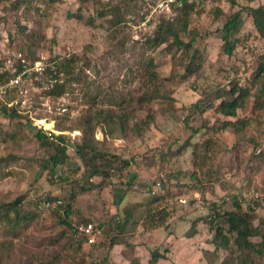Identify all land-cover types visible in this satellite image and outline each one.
Segmentation results:
<instances>
[{"label": "rangeland", "instance_id": "374dc122", "mask_svg": "<svg viewBox=\"0 0 264 264\" xmlns=\"http://www.w3.org/2000/svg\"><path fill=\"white\" fill-rule=\"evenodd\" d=\"M246 1L239 0L238 3L241 5ZM79 2L80 0L54 2L29 0L17 11L9 10L7 2H0V18H3L0 19V56L20 51L29 60L55 57L58 63L64 56H77L72 73L69 75L62 73L60 76L59 82L65 84V91L61 95H49L38 87L27 86L19 89L20 91L13 90L4 98L8 101L6 105L12 103L11 105L26 116L28 122L24 138L17 136L14 140H5L0 136V157L14 153L18 158L10 166L12 174L0 179V203L26 192L31 196L36 192L61 196L66 191V184L72 175L76 178L81 172L80 161L69 148L67 159L56 172L60 178L50 182L48 169L40 166L39 161L36 162L44 154L33 137V127H41L55 134H70L77 139L79 130L75 125L76 119L83 114H93L98 109H111L142 119L148 113L154 114V122L149 124L148 129L139 137L131 132L119 138L109 135L104 137L100 130L95 133V138L101 140L103 146L127 159H132L135 163L128 173L127 182L135 186L137 182L151 180L157 174L159 166V162L153 161L151 156L158 149H166L174 139H177L175 142L178 144L181 143L190 134V127L197 128L200 125L201 117L196 112H191V104L203 91L223 84L225 72L235 60L238 59L239 63L240 58L256 61V55L264 52V43L247 40L248 43L247 41L244 43V46L248 47L247 51L239 48L237 55L224 54L217 28L224 22L225 17L212 21L207 12L218 3L225 13L230 12L232 7L226 0L193 2L188 19L190 27L197 31L195 42L203 52L204 62L198 70L197 77L192 75L185 80L179 77L167 78L170 72L169 55L162 50V46L145 44V40L154 33L160 18L173 20L181 12V6L153 12L148 18H144V7L148 0H86L85 6L88 9L83 10L85 16L93 12L97 2L107 3L109 6L119 3L118 15L122 20L121 26L115 40L110 42L107 40L105 21L104 27L98 25L100 20L96 21L97 25L91 26L66 17V10H75ZM250 4H264V0L252 1ZM16 16L20 24L26 26L24 34L18 31ZM248 29H251L250 19H247L243 26V30ZM122 36L125 37V41L119 43L118 39ZM21 45L26 49L29 45V51L21 50ZM151 59L154 66L150 65ZM151 71L156 72V81L161 87L173 91L176 109L170 115L161 114L157 103H148L142 99L147 83H150L148 75ZM242 114L244 113L239 111V115ZM203 116L210 122L215 119L211 109H207ZM21 121L24 122L26 119L23 118ZM10 122L7 117L0 114L3 130L10 128ZM131 122L132 119L129 124ZM202 135L201 129L192 141L199 142L197 144L200 145ZM251 135L258 143L245 138ZM217 136L228 147L234 146L237 166L222 167L220 181L207 183L208 187L202 194L190 192L188 186L179 190L172 183L173 191L170 195L148 204L150 212L168 210L169 216L165 226L163 224L154 226L151 223L157 220V216H154L155 220L150 219L151 217L143 219L136 229V240L133 245L114 246L110 250L112 264H129L128 258L132 255L139 256L141 264H147L148 250L156 245L168 248L166 259L160 260L157 264H206L214 259L219 262L225 251L220 250L218 257H214L212 234H209L202 217L208 213L209 200L222 195H228L229 198L224 207L233 209L234 205L230 201L232 194L237 192L259 194L260 205L253 211V222L257 224L261 220L264 221V111L251 113L244 132L234 133L231 129H225ZM199 149L200 146L197 150ZM223 157L228 159L230 152L224 153ZM210 165L208 159L203 160L197 167H193L195 174L202 175ZM163 167L174 176L178 175L182 183H186L187 176L183 171L191 167V148L179 156L178 163L174 158H170L164 162ZM93 179L97 183L96 186L78 194L77 207L85 216L96 221L98 218H106L117 209L121 211L124 203L143 202L146 196L133 186L126 187L117 177L112 178L110 183L100 182L98 177ZM171 180L174 182L175 179ZM192 196L195 199L191 201ZM180 199L186 201L183 203ZM244 203L245 201L241 202L242 206ZM39 216L38 222H33L27 229H22L19 239H14L15 247L20 250L27 249L26 255H31L33 264H49L48 260L53 259V256L55 258L57 256L58 264H85V259L75 249L68 232H64L56 241L53 240L49 244L57 226L52 223L51 212L47 216L39 213ZM196 219L201 232L193 237H186L184 232L191 221ZM11 239L12 236L4 233L0 226V243L9 242ZM254 261L256 264H264V257H255Z\"/></svg>", "mask_w": 264, "mask_h": 264}, {"label": "trees", "instance_id": "16d2710c", "mask_svg": "<svg viewBox=\"0 0 264 264\" xmlns=\"http://www.w3.org/2000/svg\"><path fill=\"white\" fill-rule=\"evenodd\" d=\"M1 1L7 2L8 9L11 11H17L23 4L29 2V0ZM48 1L54 2L56 0ZM226 1L232 7L230 12L225 13L219 3L214 4L207 12L212 21H216L222 16L225 17L224 22L217 28L222 52L230 56L233 53L237 55L236 52L239 48L242 51H247L248 47L244 46L247 40H258L264 43V4H250V2L256 0H247L241 5L238 3L239 0ZM85 2L86 0H80L75 10H66V17L77 19L91 26L97 25L96 21L100 20L98 25L104 27L103 22L105 21L107 40L113 42L122 21L118 15L119 3L109 6L107 3L97 2L93 12H89L85 16L83 12L84 8H87ZM192 7V4L183 0L181 12L173 20L160 18L154 33L145 40V44L162 46V50L169 55L170 72L167 78L179 77L181 80H185L192 75L197 77L198 70L204 62L203 52L195 42L198 35L197 31L190 27L188 19ZM247 19L251 21V29L243 30ZM15 22L19 26V33L24 34L26 26L20 24L17 16ZM118 41L123 43L125 37L122 36ZM20 49L24 52L29 51V45H27V49L21 45ZM76 58V55L64 56L58 63L56 72L71 74ZM48 59L54 61L56 58L51 57ZM150 65H155L153 59L150 60ZM156 76L155 71L149 72L148 82L150 83H147L145 96L142 99L148 103H157L158 111L161 114L170 115L176 109L172 96L173 91L161 87V84L156 81ZM64 87L65 84L57 82L45 92L49 95H61L65 91ZM190 108L191 112H196L201 117L200 125L197 128L189 126L190 134L181 143L178 144L175 142L177 139H174L166 149H158L151 156L153 161L157 160L159 162L158 172H163L167 180L164 193L155 195L147 191L152 180L137 182L135 186L127 182L128 173L135 165L132 159H127L113 152L103 146L101 140L95 138L97 130H100L104 137L109 135L119 138L128 132L139 137L148 129L149 124L154 122L153 113H148L144 119L111 109H98L93 114H83L76 119L75 123L76 128L79 130L77 139L70 134H55L41 127H33V137L44 154L40 159H36V162L39 161L40 166L48 169V180L50 182L60 178H58L59 175L56 172L67 159L69 148L74 151L79 159L82 169L76 178H73L72 175L66 184V191L61 196L50 193L39 194L37 192L31 196L26 192L9 201L0 203V226H2L4 233L12 236L9 242L1 241L0 243V264H33L31 255H26L27 249H17L13 241L15 238L19 239L22 229H27L33 222L39 221L37 204L42 199L60 200V203L51 209L52 223L57 227L56 232L50 237L49 244L53 240L56 241L64 232H68L75 249L85 259V264H112L110 250L117 245H133L136 240V229L142 220L147 217L155 220L154 216H157L156 222L151 223L154 226L161 224L165 226L166 219L169 216L168 210L150 212L148 204L170 195L173 191L172 183L179 190L184 186H188L190 192H200L202 194L208 187L206 186L207 183L220 181V169L222 167L233 168L237 166L234 146L228 147L219 140L217 134L225 129H231L234 133L244 132L250 121L251 113L253 111H264V52H259L256 55V61H246L240 58L239 63L238 59L235 60L225 72V82L210 88L208 91H203L200 97L191 104ZM207 109H211L215 115L212 122L203 116ZM239 111L244 114L239 115ZM0 114L7 117L9 122L12 121L9 123L10 128L8 130H3V125L0 124L2 139L14 140L17 136L21 138L26 136L25 127L28 119L14 105L7 106L6 103L0 101ZM23 118L26 121L22 122ZM131 119L133 122L129 124ZM201 129L203 135L200 145H198L199 142H193L192 138ZM245 138L253 143H258L252 135ZM174 144L175 146H173ZM189 147L191 148V167L183 171L187 176V182L182 183L181 178L178 175L174 176L170 171H166L163 164L170 158H174L178 163L179 156H182ZM227 152H230V157L225 159L223 154ZM260 156L259 154L258 157ZM205 159H208L211 165L202 175L195 174L193 167H197ZM17 160L18 158L14 153H8L0 157V179L10 175V173L12 174L10 166ZM55 175L57 176L55 177ZM95 177H98L100 182L107 181L108 183L111 182L112 178L117 177L126 187L131 188L133 186V188L145 193L144 201L124 203L121 211L117 209L116 212L108 214L104 219L98 218V221L87 217L78 209L77 199L78 194L96 186L97 183L93 179ZM172 178L175 179L174 182H172ZM194 199L195 197L192 196L191 201ZM228 200V195L209 200L208 213L202 217L207 224L209 234H212L211 242L214 246V257H218L220 250L225 251L219 262L214 259L206 264H256L255 257H264V221L261 220L257 224L253 222V211L260 205L259 194L256 196H249L242 192L232 194L230 201L234 205L233 209L224 207ZM241 201H245L244 206H242ZM81 222H92L98 230L95 240L90 244H87V239L83 236L79 238L73 236L74 225ZM151 226H148V228H151ZM200 232L201 229L196 219L191 221L184 235L190 238ZM148 252L149 257L146 263L157 264L160 260L166 259L168 248H161L156 245L150 248ZM58 261L57 256L56 258L53 256V259L48 260L49 264H58ZM128 262L129 264H141L139 256L136 255L130 256Z\"/></svg>", "mask_w": 264, "mask_h": 264}, {"label": "built area", "instance_id": "2783aa9c", "mask_svg": "<svg viewBox=\"0 0 264 264\" xmlns=\"http://www.w3.org/2000/svg\"><path fill=\"white\" fill-rule=\"evenodd\" d=\"M182 1L183 0H148L144 7L145 14L143 17L148 18L153 12L170 10L172 6H181ZM186 1L190 4L193 2H203V0ZM3 55V57L2 55L0 56V101L6 104L8 101L4 98L13 90H19L27 86H34L41 90H46L60 81L62 72H56L58 69L57 60L51 61L47 58L29 60L20 51L16 54L6 55V53H4ZM11 104L12 103L9 105ZM151 180L152 183L147 188V191L152 195L164 193V186L167 184L164 173L158 172ZM195 195H197V193H195ZM256 195L255 193L249 194V196ZM180 200L183 203L186 201L185 199ZM59 203V199H42L37 204V209L40 215L47 216L50 214L51 209ZM73 232L74 238L83 236L87 239V244H90L95 240L98 230L94 227L92 222H81L74 225Z\"/></svg>", "mask_w": 264, "mask_h": 264}, {"label": "crops", "instance_id": "0c3cea01", "mask_svg": "<svg viewBox=\"0 0 264 264\" xmlns=\"http://www.w3.org/2000/svg\"><path fill=\"white\" fill-rule=\"evenodd\" d=\"M117 246H122V245H117ZM163 261L165 260V259H162Z\"/></svg>", "mask_w": 264, "mask_h": 264}]
</instances>
